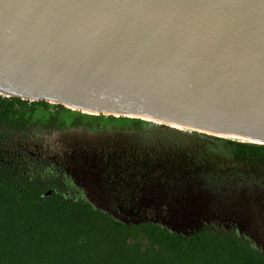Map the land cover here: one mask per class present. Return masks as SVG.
Masks as SVG:
<instances>
[{
    "label": "water",
    "instance_id": "obj_1",
    "mask_svg": "<svg viewBox=\"0 0 264 264\" xmlns=\"http://www.w3.org/2000/svg\"><path fill=\"white\" fill-rule=\"evenodd\" d=\"M0 94L264 146V0H0Z\"/></svg>",
    "mask_w": 264,
    "mask_h": 264
},
{
    "label": "trees",
    "instance_id": "obj_2",
    "mask_svg": "<svg viewBox=\"0 0 264 264\" xmlns=\"http://www.w3.org/2000/svg\"><path fill=\"white\" fill-rule=\"evenodd\" d=\"M17 96L0 97L1 117L13 112ZM30 109L44 100H31ZM79 113L94 124L139 127L145 120ZM13 120H10L11 123ZM14 123V122H12ZM17 123V122H16ZM236 149H264L226 138ZM41 185L21 170L0 169V264H264V248L225 227L175 231L152 220L124 223L77 196L40 194Z\"/></svg>",
    "mask_w": 264,
    "mask_h": 264
},
{
    "label": "flooded vegetation",
    "instance_id": "obj_3",
    "mask_svg": "<svg viewBox=\"0 0 264 264\" xmlns=\"http://www.w3.org/2000/svg\"><path fill=\"white\" fill-rule=\"evenodd\" d=\"M0 97L8 96L0 94ZM20 99H25L26 102L13 100L14 111L5 117L0 116V169L4 166L12 170H21V173L26 174L29 179L38 181L41 185L40 194H50L54 191L67 196L81 197L79 195L82 192L98 190L113 201L112 214L102 210L117 220L124 223L152 220L164 227L170 224L153 218L147 211L160 210L166 205L168 207L166 197L171 195L172 204L175 203L171 206V211H179V204L183 202L179 199L182 198L189 201L194 210L192 211L197 213L194 220L182 222L181 225L192 226L191 229L208 226L239 227L246 230L245 227H252L254 231L245 233L257 245L264 247V179L258 180L259 177H264V173L251 171L248 168L241 172L228 171L230 174L228 181L226 180L228 173L221 178L220 169L218 172L210 171L209 160H197V164L190 168L177 157L174 160L173 157L161 159L156 156L148 157L142 153L133 155L131 149H112L111 153L101 159L93 150L89 155L83 151L84 154L79 156L76 148H73L69 154L71 159L69 163L53 155L43 154L38 148L40 144L36 140L37 135L33 137L32 143L24 147V150L20 151L16 148L11 151V147H15V144L9 145L8 150L11 153L8 155L3 152L2 143L10 136L7 135L10 129L27 130L33 127L45 131H65L78 127L89 132L99 128L116 130L138 128L111 122L87 123L82 121L79 113L64 107L51 106L52 103L48 102V107L38 104L30 109L31 100ZM4 109H0V112ZM10 120L14 123H10ZM12 140H15V136ZM228 145L239 152L233 145ZM244 152L250 154L249 159H262L264 163V149H248L239 153ZM39 158L48 159L49 165L42 164ZM249 159L247 160L250 162ZM74 171L92 175L97 187H88L83 179L79 185L78 182L74 185L70 184L69 177L74 178ZM239 172L242 173V177ZM200 174H205L206 177L203 179ZM172 230L179 231L174 228Z\"/></svg>",
    "mask_w": 264,
    "mask_h": 264
},
{
    "label": "rangeland",
    "instance_id": "obj_4",
    "mask_svg": "<svg viewBox=\"0 0 264 264\" xmlns=\"http://www.w3.org/2000/svg\"><path fill=\"white\" fill-rule=\"evenodd\" d=\"M6 131L7 130H5V132ZM149 131H154L156 133H166L169 131L177 132L183 136H188L198 142L204 143V148L200 145L195 147L194 149H188L184 147H179L172 143H166L161 140H159L155 144L145 143L143 141V137ZM8 134L10 136L6 137ZM7 135L5 136L6 140H4L2 143V148L4 149L3 152L8 155H10L11 153L8 150L10 148L9 145L11 146L12 143L15 144V147H11V151L16 148L20 151L24 150V147L32 143L33 137L37 135L38 138L36 140H38L37 142L38 144H40L38 148L42 150L43 154L45 153L53 155V157L63 159L65 162L68 161L69 163L71 161V159L69 158V154L71 153L73 148H76L79 156L81 154H84L82 153L83 151L87 152V154L89 155L93 150L95 151L96 156L100 157L101 159H104L105 155L111 153L112 149H131V154L133 155H140L142 153V155H146L148 157L156 156L161 159L173 157L174 160H176L177 157L180 159L181 162H184L186 163V165L190 166V168L197 164V160L202 161L203 159L209 160V165L213 164L214 160H218L227 165L230 164L231 166H233L229 169L219 168L221 170L220 172L222 173L220 176L221 178L225 177L228 171H241L244 169L246 170L247 168L251 171H259L264 173V163L262 159H249L248 156H250V154L248 152L239 153L235 151L232 147H230L228 144H226V138L238 140L237 138L204 132L202 130L194 128H188L178 125L173 126L163 123L161 121L145 120L142 125H140L137 129L134 130L99 128L92 129L89 132H86L82 128L76 127L65 131H45L44 129H36L32 127L31 129L27 130L10 129L8 130ZM14 136L15 140H12ZM39 159L40 161H42V164L47 166L49 165V161H47L48 159ZM247 159H249L250 162ZM255 164H257L258 166ZM200 175L203 179L206 177L204 176L205 174ZM228 176H230L229 173ZM73 177L74 178L69 177L70 184L74 185V183L78 182L77 184L79 185L81 180L83 179V181H85L84 183L88 187H97L96 184L93 182L92 175L88 173L83 174L81 171H74ZM79 196L87 199L93 206L104 209L105 211L110 212L111 214L114 210L112 208L113 201L110 199V197L103 194L101 191L99 192L98 190H96V192H82ZM179 200L183 202L180 201L182 205L179 204L178 212L171 211V206H173L175 203L172 204L173 197L171 195H167L166 201L168 202V207L166 205L165 208L160 210L151 209L150 211H147V213L153 218L155 217V219L157 220L161 219L163 222L170 224L166 225L168 228H174L179 231L191 229L193 228L192 226H183L181 224L182 222L187 223L189 220H194V218L197 217V213L193 212L194 210L192 209L189 201H186V199L183 200L182 198H180ZM226 228H231L239 233L244 234L248 233L249 231H254L252 227H245L246 230H244V228L239 227ZM246 235L248 236V234Z\"/></svg>",
    "mask_w": 264,
    "mask_h": 264
},
{
    "label": "bare ground",
    "instance_id": "obj_5",
    "mask_svg": "<svg viewBox=\"0 0 264 264\" xmlns=\"http://www.w3.org/2000/svg\"><path fill=\"white\" fill-rule=\"evenodd\" d=\"M173 126H177V125H173ZM199 130V129H198ZM159 140L163 141V142H166V143H172L174 145H177L179 147H184V148H188V149H194L195 147L197 146H200L204 148L202 142H198L188 136H183L177 132H166V133H156L154 131H149L145 134V136L143 137V141L145 143H150V144H155L157 143ZM215 157V156H214ZM212 163V162H211ZM210 169L211 171H214V172H218L219 171V168H231L230 167V164L227 165L221 161H218V160H214L213 161V164L210 165ZM238 167V166H237ZM218 169V170H216ZM241 172V171H240ZM238 173L241 177L243 176L242 173ZM230 179V176H228L227 174V178L226 180L229 181ZM260 179H264V177H259L258 180ZM227 181V182H228Z\"/></svg>",
    "mask_w": 264,
    "mask_h": 264
}]
</instances>
